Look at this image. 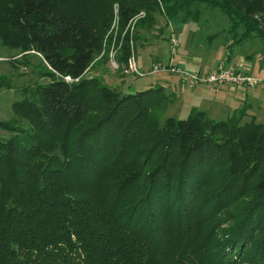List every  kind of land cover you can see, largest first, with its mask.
I'll use <instances>...</instances> for the list:
<instances>
[{"label":"trees","instance_id":"16d2710c","mask_svg":"<svg viewBox=\"0 0 264 264\" xmlns=\"http://www.w3.org/2000/svg\"><path fill=\"white\" fill-rule=\"evenodd\" d=\"M114 4L121 30L206 6L227 17L229 47L264 44V0H0L1 44L39 56L45 79L0 119V264H264V124L244 108L163 119V87L85 78ZM132 49L125 37L123 70Z\"/></svg>","mask_w":264,"mask_h":264},{"label":"rangeland","instance_id":"374dc122","mask_svg":"<svg viewBox=\"0 0 264 264\" xmlns=\"http://www.w3.org/2000/svg\"><path fill=\"white\" fill-rule=\"evenodd\" d=\"M184 13L182 10L178 15L180 14L181 17ZM113 15L101 52L84 77L97 78L102 84L110 88H120L125 93L144 91L157 86L163 87L167 95L175 96L164 112L163 119L167 117L185 119L192 109L206 111L211 97L199 91L204 86L190 88L187 84L182 85L177 74L170 73L166 65L171 63L192 73L204 69L206 63L220 48L221 37L211 36L228 27L227 17L218 9L203 6L196 17L191 16L184 20H170L163 13L156 14L153 25L148 27L144 20V13H141L121 30L116 4L113 5ZM208 36L214 41L211 49L207 51L210 52L206 54V49L209 48L206 43ZM125 37L131 40L133 47L131 53L135 58L136 67L139 72L144 73V76L135 75L130 71L125 72L116 60ZM171 38L177 40V47L173 53ZM244 46L241 52L245 54L250 49L258 48L259 52L264 47L258 41L248 42ZM152 66L159 68V71L149 75ZM40 72H44V67L39 56L33 52L21 53L16 48L3 46L0 42V77L9 78L13 87L11 90H0V119L8 120L12 117L11 104L23 98L24 87L45 82V79H39ZM258 87L263 88L261 85ZM212 115L209 114L210 117ZM215 119L224 120L223 118ZM249 120L250 118H243V121ZM7 137L8 133L0 130V140Z\"/></svg>","mask_w":264,"mask_h":264},{"label":"crops","instance_id":"0c3cea01","mask_svg":"<svg viewBox=\"0 0 264 264\" xmlns=\"http://www.w3.org/2000/svg\"><path fill=\"white\" fill-rule=\"evenodd\" d=\"M229 27L230 24L221 32L214 33L218 34L216 37H221L219 44L220 48L217 53L211 57L210 61L206 63L204 69H199L196 72L204 75L209 71L215 70L219 65L224 64L225 67L238 69L254 77L264 78V47H262L259 52L258 48L250 49L246 54L241 52L243 47H245L244 45L248 42L258 40H250L243 44L229 47L233 41V37L227 33ZM213 41L214 40H210L209 36L206 37V43L209 47L206 49V54L210 52L207 51L211 49ZM116 87L118 86L116 85ZM180 88L183 90L182 86H180ZM199 91L211 97L205 111L208 116L210 113L213 114L212 117L209 116L211 119L216 120L215 118H223L225 120L233 112L244 108L246 118L255 119L257 122L263 123V88L260 89L257 87L248 89L234 86H218L200 88Z\"/></svg>","mask_w":264,"mask_h":264},{"label":"built area","instance_id":"2783aa9c","mask_svg":"<svg viewBox=\"0 0 264 264\" xmlns=\"http://www.w3.org/2000/svg\"><path fill=\"white\" fill-rule=\"evenodd\" d=\"M172 53L177 47V40L171 38ZM135 58L132 56L128 62V69L125 72H132L138 76H144V73L138 71ZM170 73L177 74L182 85H188L190 88L197 86L204 87H217V86H234L240 88L254 89L261 85L264 89V78L254 77L248 73L233 69L226 68L224 64L219 65L215 70L209 71L204 75L197 72H186L171 63L166 65ZM159 71V68L152 66L149 75H154Z\"/></svg>","mask_w":264,"mask_h":264}]
</instances>
